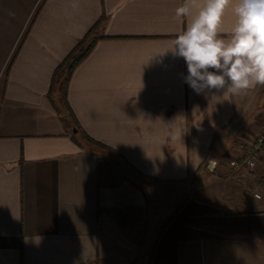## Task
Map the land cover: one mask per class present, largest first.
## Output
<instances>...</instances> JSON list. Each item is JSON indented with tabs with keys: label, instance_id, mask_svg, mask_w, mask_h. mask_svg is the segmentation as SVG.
I'll list each match as a JSON object with an SVG mask.
<instances>
[{
	"label": "crops",
	"instance_id": "crops-1",
	"mask_svg": "<svg viewBox=\"0 0 264 264\" xmlns=\"http://www.w3.org/2000/svg\"><path fill=\"white\" fill-rule=\"evenodd\" d=\"M183 4L0 0V264H264V201L252 199L264 197V146L252 177L228 163L264 125V86L197 94L185 82L170 51L190 20L176 16ZM102 13L66 99L118 161L78 144L47 97ZM234 20L226 9L222 36ZM199 171L230 172L237 188L197 197L182 183ZM255 178L263 191L248 197Z\"/></svg>",
	"mask_w": 264,
	"mask_h": 264
},
{
	"label": "clouds",
	"instance_id": "clouds-1",
	"mask_svg": "<svg viewBox=\"0 0 264 264\" xmlns=\"http://www.w3.org/2000/svg\"><path fill=\"white\" fill-rule=\"evenodd\" d=\"M228 8L235 20L225 37L221 25ZM176 16L190 20L170 51L184 59L185 82L197 94L226 89L237 95L264 86V0H184Z\"/></svg>",
	"mask_w": 264,
	"mask_h": 264
},
{
	"label": "trees",
	"instance_id": "trees-1",
	"mask_svg": "<svg viewBox=\"0 0 264 264\" xmlns=\"http://www.w3.org/2000/svg\"><path fill=\"white\" fill-rule=\"evenodd\" d=\"M107 18L102 13L98 20L92 25L87 33L76 43L64 59L58 64L53 72L47 97L56 112L63 118L69 120L75 130L74 135H78L75 140L78 144L90 148L96 153H115L114 150L104 144L95 141L86 135L73 115L66 99V89L69 77L75 66L91 51L97 40L102 38V30Z\"/></svg>",
	"mask_w": 264,
	"mask_h": 264
},
{
	"label": "rangeland",
	"instance_id": "rangeland-1",
	"mask_svg": "<svg viewBox=\"0 0 264 264\" xmlns=\"http://www.w3.org/2000/svg\"><path fill=\"white\" fill-rule=\"evenodd\" d=\"M246 147H247V145L244 146L243 151H245ZM107 155L110 156L111 158L116 159V157L113 154H111L110 152H107ZM121 165L123 167H125L124 163ZM244 173L252 177L253 176V169L249 172L244 171ZM230 175L231 174L229 172V174H226V175H216V176L214 175V177H212V176L210 177L209 174H206L202 171H199L198 173H196V175L189 176L188 179H186V181H184L182 184L184 186L185 191H188L190 188L193 192V190L196 189L197 192L195 195L197 197L212 199L211 197L216 196L215 193H218V194H221L222 192L223 193L224 192L229 193V192L236 190L237 187H235L233 180H231L234 178ZM244 182H245V184H243L242 186L244 187V191L247 192V193H245L246 196L255 197L254 195H252L254 193H258L261 196L260 190L263 191V189L257 190L254 187V186H256L255 185L256 178L255 179H248ZM199 190L200 191L202 190V191L198 192ZM205 190L210 191V194L209 193L207 194L205 192ZM223 193H222V195H223ZM252 199H255L254 201L258 204H262L264 201V197L261 199H256V198H252Z\"/></svg>",
	"mask_w": 264,
	"mask_h": 264
},
{
	"label": "built area",
	"instance_id": "built-area-1",
	"mask_svg": "<svg viewBox=\"0 0 264 264\" xmlns=\"http://www.w3.org/2000/svg\"><path fill=\"white\" fill-rule=\"evenodd\" d=\"M264 146V125L256 133L253 140L247 145L243 155L239 158L229 160L231 168L243 170L246 172L255 168L258 163L260 152ZM255 197H259L258 193H254Z\"/></svg>",
	"mask_w": 264,
	"mask_h": 264
},
{
	"label": "water",
	"instance_id": "water-1",
	"mask_svg": "<svg viewBox=\"0 0 264 264\" xmlns=\"http://www.w3.org/2000/svg\"><path fill=\"white\" fill-rule=\"evenodd\" d=\"M216 163V159H209L207 169L212 171Z\"/></svg>",
	"mask_w": 264,
	"mask_h": 264
}]
</instances>
